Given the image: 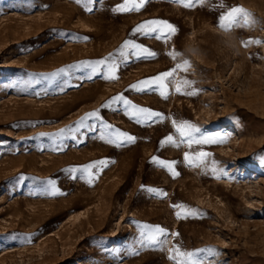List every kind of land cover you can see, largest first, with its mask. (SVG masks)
<instances>
[{"label":"rangeland","instance_id":"1","mask_svg":"<svg viewBox=\"0 0 264 264\" xmlns=\"http://www.w3.org/2000/svg\"><path fill=\"white\" fill-rule=\"evenodd\" d=\"M122 4L0 0V264H176L177 248L201 264H264V0H144L116 11ZM229 6L255 23L219 27ZM152 20L176 31H134ZM126 40L156 55L128 48L125 59ZM101 59L98 72L82 64ZM113 61L116 78H105ZM177 65L167 98L129 87ZM117 94L165 119L137 123L122 102L101 107ZM94 110L99 119L78 126ZM173 121L215 142L161 146L168 134L179 140ZM119 132L136 139L109 143ZM186 152L202 162L190 166ZM154 225L168 231L162 248L143 246Z\"/></svg>","mask_w":264,"mask_h":264},{"label":"snow or ice","instance_id":"2","mask_svg":"<svg viewBox=\"0 0 264 264\" xmlns=\"http://www.w3.org/2000/svg\"><path fill=\"white\" fill-rule=\"evenodd\" d=\"M178 2H182V0H178ZM144 3V0H140V3L137 4L136 0H124V4L117 6L115 9L119 12H128L133 10H138L140 6ZM130 5V6H125ZM188 6H191L189 4ZM224 7V4H221V8ZM255 23L253 19H251V14L248 13L245 9H243L240 6H229L226 11L220 12L218 16V25L219 27L223 29H229L233 27H243V26H249L251 24ZM147 26V27H145ZM158 27H165L168 29L169 33H174L176 29L173 25L169 24L167 21H145L141 25H138L134 31L139 32L146 36H154V38L160 39V36H156L157 28ZM86 39V37H85ZM249 43H259L260 41H248ZM139 49V51H133L131 52V55L139 56L141 54H146L147 56H155L156 54L154 52L149 51L147 48H144L143 46H138L133 44L130 41H125L124 45L121 49V56H123L125 59L127 56L125 55V49ZM111 56V54H109ZM82 64L86 67H90L93 72L101 71V69L98 67L100 65H106L107 61L105 59L97 60L95 62H82ZM181 65H177L176 68L170 69L168 71L162 72L157 74L154 77H150L148 79L138 81L136 84L130 85L129 87L132 89H135L138 92H146V91H159L160 95L164 98H167V91L165 89L168 87V82L173 77L175 71L177 68H180ZM184 67L186 69L187 67V61L184 62ZM115 70L116 65L113 61L110 66H108V72L110 73L109 76H106L105 78H111L115 79ZM63 71V70H61ZM52 75H55L53 73ZM184 86H191L192 82L189 80H184L183 82ZM177 92L181 91V86L178 84L175 89ZM188 95L194 94V92H188ZM116 102H122L124 106H128L131 108V111L127 112L131 119H134L137 123H156L159 121H163L165 119L164 114L158 111H154L149 108L136 106L131 103V101L127 100L123 94H117L116 96H113L110 98V100L106 101L104 104L101 105V107H112L113 104ZM90 117H95L99 119L98 111H92L90 113H86L84 117L80 118V121L77 122L78 126H83V121L87 120ZM173 125L175 126V131L178 133L179 140L177 141L174 139V136L172 134L166 135L163 139L160 140V145L163 146L165 144L179 146L180 143L187 142L189 146H191L192 143L197 144H204V143H213L215 142L210 137H199L197 138V134L200 132V129L196 127L195 125L191 124L188 121H173ZM106 128L111 129V125H105ZM64 131V130H61ZM136 138L134 136L129 135L126 132H119L118 139H110L109 143H117L118 146H122L124 143H130L133 142ZM208 153L206 152H199L196 154L199 158H205L207 157ZM184 159L187 164L190 166H196L197 164L201 163V160L198 159H189V153L184 154ZM152 161L159 164L161 167L168 168L169 170L173 169V165L176 163L175 161H165L162 159H158L156 156L152 157ZM105 161H97L93 162V164H104ZM93 164H89L86 166H81L85 169V171H88L93 167ZM71 171H75V169H72ZM141 187H144L143 185ZM149 192L154 193L158 196H165L166 193L163 192L161 189L156 188H148ZM55 194V193H52ZM174 207L181 208L183 206L181 205H174ZM196 211L193 209H189L185 212H177V218H180L183 216H189V215H195ZM173 236L178 235V233H171ZM168 235V231L164 228H162L159 225L149 226L148 234L144 238V245L145 247H163L165 244L166 236ZM171 251V250H170ZM198 252H207L209 254H213L215 252L214 249H202L197 250ZM176 255H172L169 258L176 261V264H201V262L196 258L195 253L190 251H181L180 249H175Z\"/></svg>","mask_w":264,"mask_h":264}]
</instances>
